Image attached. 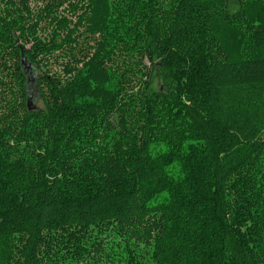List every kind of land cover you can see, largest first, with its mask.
I'll return each mask as SVG.
<instances>
[{
	"label": "trees",
	"instance_id": "1",
	"mask_svg": "<svg viewBox=\"0 0 264 264\" xmlns=\"http://www.w3.org/2000/svg\"><path fill=\"white\" fill-rule=\"evenodd\" d=\"M36 1L0 0V264H264V0Z\"/></svg>",
	"mask_w": 264,
	"mask_h": 264
},
{
	"label": "rangeland",
	"instance_id": "2",
	"mask_svg": "<svg viewBox=\"0 0 264 264\" xmlns=\"http://www.w3.org/2000/svg\"><path fill=\"white\" fill-rule=\"evenodd\" d=\"M30 2V1H29ZM37 1L35 0V1H32L31 0V6H34V5H37L38 7L41 5V3L40 2H38L37 4ZM43 32L41 31V34H42ZM30 45L28 44L27 45V47H29ZM50 67H54V68H56L57 70H59L60 69V67L56 64V63H51L49 66H48V68H50ZM46 69V68H45ZM155 85H157V82H155ZM34 106H37V107H41L42 106V103H41V101L40 100H36L35 102H34Z\"/></svg>",
	"mask_w": 264,
	"mask_h": 264
},
{
	"label": "water",
	"instance_id": "3",
	"mask_svg": "<svg viewBox=\"0 0 264 264\" xmlns=\"http://www.w3.org/2000/svg\"><path fill=\"white\" fill-rule=\"evenodd\" d=\"M25 68H27L28 65L25 64L24 60L22 61Z\"/></svg>",
	"mask_w": 264,
	"mask_h": 264
}]
</instances>
